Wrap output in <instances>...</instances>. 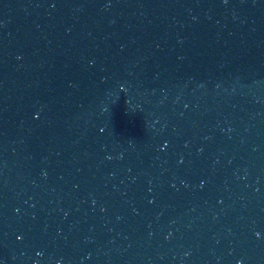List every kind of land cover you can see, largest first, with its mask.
Instances as JSON below:
<instances>
[{"label": "water", "instance_id": "1", "mask_svg": "<svg viewBox=\"0 0 264 264\" xmlns=\"http://www.w3.org/2000/svg\"><path fill=\"white\" fill-rule=\"evenodd\" d=\"M0 264H264V0H0Z\"/></svg>", "mask_w": 264, "mask_h": 264}]
</instances>
